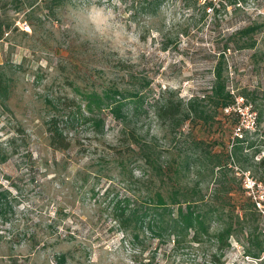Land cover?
Returning a JSON list of instances; mask_svg holds the SVG:
<instances>
[{
  "label": "rangeland",
  "instance_id": "obj_1",
  "mask_svg": "<svg viewBox=\"0 0 264 264\" xmlns=\"http://www.w3.org/2000/svg\"><path fill=\"white\" fill-rule=\"evenodd\" d=\"M214 2L206 9L203 1L164 0L151 17L135 15L132 0H0V70L12 83L8 107L0 100V137L16 135L20 147L0 165V181L16 196L13 216L0 220V264H58L62 252L65 264H264V252L247 253L244 233L231 237L223 255L214 238L181 248L150 238L134 245L112 217L117 197L128 190L145 195L153 182L137 155L115 149L128 150L121 130L136 125L177 162L185 160L179 154L186 143L203 139L194 158L223 164L206 176L203 193L212 195L216 179H234L258 201L264 228V0ZM253 24L254 47L240 48L236 32ZM219 70L237 97L230 112H216L207 97ZM115 90L142 95L136 113L129 107L128 124L106 105L88 108V93ZM165 91L185 101L198 96L212 118L186 124L172 138L154 112ZM243 92H255L256 103ZM79 105L87 117L101 118L102 128L77 121L65 130L72 146L55 149L48 123ZM250 119L254 128L238 136L235 123ZM196 165L181 181L202 177Z\"/></svg>",
  "mask_w": 264,
  "mask_h": 264
},
{
  "label": "trees",
  "instance_id": "obj_2",
  "mask_svg": "<svg viewBox=\"0 0 264 264\" xmlns=\"http://www.w3.org/2000/svg\"><path fill=\"white\" fill-rule=\"evenodd\" d=\"M127 1L123 0L125 3ZM188 1L193 3L203 1L206 9L216 8L214 0ZM163 2L164 0H132V9L135 15L144 14L152 17L158 14ZM257 29L258 27L253 24L236 32L240 36L237 42L240 48L254 47L255 39L252 34ZM1 36L0 33V38ZM217 74L218 81L207 97L214 102L216 112L221 110L224 113L237 102V97L227 90V85L221 80L220 70ZM11 92V79L5 71L0 70V100L6 107H8L7 101ZM241 97L250 100V103L255 104L257 101L255 92H243ZM88 98V108L92 112L94 111L93 103H96L98 108L106 105L104 107H110L115 119L128 124L129 107L132 106L136 113L139 110L142 95L135 94L129 97L122 91L115 90L112 94L106 93L105 97L88 93ZM198 99V96H194L185 101L170 91H165L157 98L154 104L155 115L160 125L168 131L172 138L175 139L183 134L186 124L210 121L209 119L212 118L210 111L206 107H198ZM63 104L65 108L70 106L65 102ZM65 112H67L66 115L54 116L48 123L50 144L55 149L67 150L72 146V139L65 130L77 121H82L84 124L91 122L100 128L103 126L101 118L87 117L81 111L80 105L79 111L67 110ZM237 125L238 122L235 123V128ZM17 131L20 132L21 127ZM121 134V143L128 150L115 149L119 153L137 155L136 160H140L144 167L151 171L153 179L145 195H138L128 190L126 195L117 197L113 205L112 217L116 227L124 233V236L129 237L134 245L140 241L143 242V238H150L161 242L173 241L175 248H181L193 244L200 245L207 239L214 238L217 251L223 255V252L231 245V237L244 233L247 239L248 254L259 256L264 252L262 212L257 206L258 201L254 200L252 195L245 194L243 189L239 191L232 178L227 181L216 179L212 195L207 197L203 193L202 184L206 182V176H214L216 166L220 169L223 167L220 161L212 157H209L207 163L203 159L200 160V156L194 158L195 145L203 144V139L194 137L186 143L183 153L179 154H183L185 160L177 162L167 156L166 152L170 151V148L161 145L155 137L144 135L136 125L124 127ZM18 138L16 135L7 139L0 137V165L7 163L12 156L20 154ZM237 139L238 141L246 140ZM27 154L28 152L22 156H27ZM216 155L217 153L214 152L213 156ZM196 164L199 168L201 166L198 173L202 177L193 185L181 181L183 172L191 171ZM15 202L16 196L0 181V220L6 222L11 219L15 211ZM252 248H256L257 252H253ZM67 257L66 252L60 253L58 264H65ZM216 262H219V259Z\"/></svg>",
  "mask_w": 264,
  "mask_h": 264
},
{
  "label": "built area",
  "instance_id": "obj_3",
  "mask_svg": "<svg viewBox=\"0 0 264 264\" xmlns=\"http://www.w3.org/2000/svg\"><path fill=\"white\" fill-rule=\"evenodd\" d=\"M231 109L232 108L229 107L228 109H226V111L229 112ZM255 124H256L255 119H250V121L247 124L243 123V122H242V124L239 123L236 127V134L238 136L242 135L245 128H254Z\"/></svg>",
  "mask_w": 264,
  "mask_h": 264
}]
</instances>
